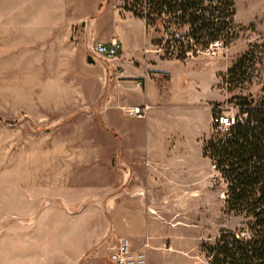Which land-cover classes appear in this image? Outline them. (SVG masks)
Returning <instances> with one entry per match:
<instances>
[{
    "label": "rangeland",
    "instance_id": "obj_1",
    "mask_svg": "<svg viewBox=\"0 0 264 264\" xmlns=\"http://www.w3.org/2000/svg\"><path fill=\"white\" fill-rule=\"evenodd\" d=\"M234 2L236 38L182 61L166 54V41L187 28L144 25L125 10L133 0H59L56 28L50 17L35 13V0H0V264H110L122 226L102 206L138 175L115 166L119 140L132 165L146 153L168 159L174 150L161 127L167 134L175 130L172 108L182 110L181 121L183 109L195 106L204 134H189L181 149L198 167L204 142L214 134L213 111L238 119L240 104L233 98H264V32L242 24L251 15L250 0ZM115 31L140 63L129 66L137 75L144 73L142 56L161 62L165 70L148 74L160 78L158 93L152 85L146 96L142 88L135 91L139 82L116 89L118 60L92 56L91 47ZM240 60L242 69L227 76ZM146 101L161 109H152L149 119L148 111L129 113L133 108L126 104ZM205 162L187 184L194 190L178 194L179 209H161L165 233L177 230V249L188 252L178 264H207L202 244L244 223L225 213L227 184L212 161ZM145 185L141 201L166 190L149 179ZM142 230H148L145 219L130 216L125 233Z\"/></svg>",
    "mask_w": 264,
    "mask_h": 264
},
{
    "label": "trees",
    "instance_id": "obj_2",
    "mask_svg": "<svg viewBox=\"0 0 264 264\" xmlns=\"http://www.w3.org/2000/svg\"><path fill=\"white\" fill-rule=\"evenodd\" d=\"M125 10L147 26L187 28L180 38L166 41V54L182 61L213 44L229 45L237 36L234 0H133ZM242 67L240 60L227 76ZM233 99L239 101L240 118L228 131L215 132L221 115L213 111L214 134L204 142L203 156L227 184L225 213L244 223L203 243L202 253L207 264H264V98Z\"/></svg>",
    "mask_w": 264,
    "mask_h": 264
},
{
    "label": "crops",
    "instance_id": "obj_3",
    "mask_svg": "<svg viewBox=\"0 0 264 264\" xmlns=\"http://www.w3.org/2000/svg\"><path fill=\"white\" fill-rule=\"evenodd\" d=\"M36 1V9L35 13L44 17H50V24H54L55 28L57 27L58 22V1L59 0H35ZM236 4V3H235ZM250 10L251 15L247 19V22L242 23L245 25L249 24H257L259 27L258 30L260 32H264V0H250ZM237 12V11H236ZM237 16V13H236ZM131 17H134L133 15ZM54 18V21L52 20ZM135 18V17H134ZM138 20V19H137ZM144 23L142 20H138ZM145 25V23H144ZM112 40H118L122 45V51L117 58L118 66L120 71L122 72L119 75V86H116V89L119 90H129L135 88L134 82H139V84H143V86H138L135 88L136 90L143 89V92L146 96V90L151 85L155 87L158 93V84H161L160 78L158 77H151L149 72L155 73L160 72L165 69L161 67V62L155 61L154 58L147 59L142 56V63L144 65V73L141 75H137L133 70L130 69L129 66L137 67L136 64H140L136 61L135 57L132 54L131 47L126 45L125 47L122 44L120 36L115 31L114 37H111L107 40L100 41L99 43H108ZM98 43V44H99ZM90 64V63H89ZM146 68V69H145ZM146 70V71H145ZM158 75V74H157ZM184 81V80H183ZM155 92V93H156ZM156 93V94H157ZM148 94V93H147ZM122 103L124 105L125 103ZM130 108H142L144 106L152 105L150 107L147 115L145 118L149 119L151 117L150 113L152 109H161V106L157 103H150L148 101L145 102L144 106L136 103V104H126ZM174 110V122L173 126L175 127L174 131H166V128L162 126V132L160 131V135L163 136V139L168 142L170 148L169 150H174L173 152H169L168 159H157L151 156L149 153H146L139 162L137 160H133L135 165L129 163L125 152V140L124 146L122 148V141L119 140V152L117 156L114 158L115 166L116 164L119 165L121 171L130 174L137 175V178L132 179L134 181L131 182L129 186L123 188L119 192H116L115 195L109 200V204H104L102 207L103 209H112V215H114V219L116 220L117 224H120L122 227L120 230L116 231L119 233L117 235L118 242L121 238L128 239L133 249L145 251L147 255V264H178L179 259L184 260L187 256V251H178L177 244H178V236L177 230L174 232L172 236H169L164 231V217L163 212L161 209L173 207V209H179V199L178 194L181 192L186 191H193L191 184H187L192 182L193 178L201 173V170H204L203 166L207 158L203 156L202 152V159L198 163V167L195 164H192L189 156L183 153V147L187 143V137L189 134L195 132L201 136L204 133L198 130L200 122L195 121L194 119V112H196L195 106L186 107L183 109L184 115L182 116V120L178 121L177 115L181 109H177L176 107L172 108ZM199 111V108H197ZM199 113V112H198ZM141 119V118H139ZM146 119V120H147ZM212 123V122H211ZM211 128V124H210ZM209 128V129H210ZM116 129V128H115ZM117 130V129H116ZM119 131V130H117ZM209 131V130H208ZM121 133V131H119ZM122 134V133H121ZM123 136V135H122ZM124 137V136H123ZM176 146V148H175ZM175 148V149H174ZM202 151V149H201ZM124 154V156H123ZM147 161V165L144 161ZM209 160V159H208ZM139 168V171H136L135 168ZM139 176V177H138ZM137 179V181L135 180ZM146 179L150 180L151 182H156L158 187L162 184L163 188L166 190H160L158 192L159 197H153L150 201H141L144 197L147 198L148 189L145 185ZM166 183V185H163ZM128 185V184H125ZM161 186V187H162ZM161 194V195H160ZM169 194H173L175 198L172 202L167 199ZM147 200V199H146ZM171 202V203H170ZM171 204V206H170ZM133 214H138L140 218L143 217L145 222L147 223L148 230L142 235L139 232L136 236H130V234L125 233L127 227L129 226V219L130 216ZM173 229L178 228V224H172ZM140 235V236H139ZM170 239V240H168ZM164 240L169 241V248L166 247L164 249L163 246L165 245ZM117 242V244H118ZM149 243L150 248L145 249V243ZM167 243V244H168ZM116 244V246H117ZM194 264H196L194 262Z\"/></svg>",
    "mask_w": 264,
    "mask_h": 264
},
{
    "label": "built area",
    "instance_id": "obj_4",
    "mask_svg": "<svg viewBox=\"0 0 264 264\" xmlns=\"http://www.w3.org/2000/svg\"><path fill=\"white\" fill-rule=\"evenodd\" d=\"M122 51V45L118 40H112L108 43H99L91 47L92 56L99 59L114 60L117 59ZM149 106L143 109L133 108L129 111L132 115H144L149 110ZM217 128L215 132H226L236 124L235 118H226L220 116L217 119ZM215 169V166H213ZM145 249L150 248L149 243H145ZM110 264H147V255L145 251L135 250L131 242L126 238H121L116 248L109 256Z\"/></svg>",
    "mask_w": 264,
    "mask_h": 264
},
{
    "label": "water",
    "instance_id": "obj_5",
    "mask_svg": "<svg viewBox=\"0 0 264 264\" xmlns=\"http://www.w3.org/2000/svg\"><path fill=\"white\" fill-rule=\"evenodd\" d=\"M88 62H89L90 64H93V63H94V60H93V58H92L91 56L88 57Z\"/></svg>",
    "mask_w": 264,
    "mask_h": 264
}]
</instances>
